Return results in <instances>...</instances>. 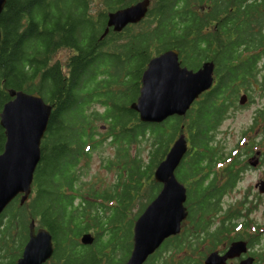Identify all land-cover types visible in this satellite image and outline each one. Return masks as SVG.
<instances>
[{
	"label": "trees",
	"instance_id": "16d2710c",
	"mask_svg": "<svg viewBox=\"0 0 264 264\" xmlns=\"http://www.w3.org/2000/svg\"><path fill=\"white\" fill-rule=\"evenodd\" d=\"M137 1L6 0L0 13V111L10 98L9 88L38 92L52 111L31 194L23 203L17 196L0 214V264H13L20 255L31 219L53 235V260L61 264H123L131 249L133 223L161 188L153 178L154 169L183 122L178 115L142 122L129 107L139 93L148 60L176 49L180 63L190 68L198 52L225 67L235 49L200 43L251 40L257 11L264 8V0H149L142 20L122 31L109 29L102 36L107 13ZM96 104L102 110L94 109ZM95 121L105 126L103 133ZM184 121L192 140L191 112ZM4 141L0 126V152ZM104 144L110 146L112 155L101 158V163L113 173L114 181L96 189L85 183L82 174L87 173L92 151ZM201 161L192 163L194 174L203 169ZM228 175L229 182L221 187L213 181L205 187L199 179L188 189L192 237L206 231L209 224L200 223L203 216L195 219L193 202L204 204L207 210L200 209L203 212L208 213L211 205L213 210L219 191L235 182V174ZM221 223L209 234L211 244L225 221ZM84 233L94 235L92 244L79 241ZM165 241L148 264H159L167 243L172 251L181 245L192 249V238L175 236ZM178 264H192L191 256Z\"/></svg>",
	"mask_w": 264,
	"mask_h": 264
},
{
	"label": "flooded vegetation",
	"instance_id": "af4514ba",
	"mask_svg": "<svg viewBox=\"0 0 264 264\" xmlns=\"http://www.w3.org/2000/svg\"><path fill=\"white\" fill-rule=\"evenodd\" d=\"M246 1L248 3V0ZM262 3L264 5V1ZM257 12L259 17L252 27L251 40L200 43L202 46L208 45L221 50L235 49L234 52L229 53L227 66L221 67L213 58L199 52L196 54L193 67L180 63L196 72L205 62H211L212 82L194 98L184 115H178L183 118V122L180 123V130L175 137L176 139L178 135L183 134L187 144V149L175 168V173L181 175L179 178L176 176L177 180L186 189L184 204L187 216L181 222L180 232L165 240L175 236L192 238V249H189V245H181L182 249L172 251L167 243L165 245L167 248L159 252V264L162 259L164 264H178L188 255L191 256L192 264H206L205 259L210 253L216 252L222 256L236 241L242 242L244 250H241L238 256L227 258L221 264H264V8H260ZM190 112L191 134L194 136L192 140L184 121L188 120ZM195 159H202L203 169L194 174L192 163ZM228 173L235 174V182L232 186L219 191L221 193H218V202L214 204L213 210L211 205L208 213L203 212L204 209L207 210L205 205L197 201L193 202L192 205L196 207L195 219L198 220L203 216L205 220L202 217L200 223L205 224L208 221L209 224L206 228L207 233L203 230L198 237H192V233L189 232L194 229V221L188 219L186 205L188 189L194 188L199 179H203L205 187L211 186L212 181L217 187H221L229 182ZM239 181L241 182L240 198L236 202L224 201V196L230 194ZM222 220L225 221L224 227L215 243L211 244L210 241L213 239L209 234L220 228ZM33 221L35 230L39 227L46 228L39 225L37 220L33 219ZM51 240L52 254L41 264H61V260L58 262L53 260L55 240L52 234ZM165 240L162 244L166 242ZM69 242L70 240L65 241L64 244ZM156 252L157 249L152 254ZM151 255L143 264L149 263ZM64 261L66 262V259Z\"/></svg>",
	"mask_w": 264,
	"mask_h": 264
},
{
	"label": "water",
	"instance_id": "95a60500",
	"mask_svg": "<svg viewBox=\"0 0 264 264\" xmlns=\"http://www.w3.org/2000/svg\"><path fill=\"white\" fill-rule=\"evenodd\" d=\"M5 2L0 0V13ZM149 3V0H139L109 11L102 36L110 27L120 31L142 20ZM212 69L213 64L205 62L194 72L180 64L176 49L165 50L148 60L140 76L139 93L129 107L138 113L142 122H161L172 115H184L194 98L210 86ZM8 95L10 98L0 111V126L5 135L0 152V214L17 196L23 203L31 194L41 140L52 111V106L38 92L9 88ZM186 149V138L180 134L155 167L153 178L161 188L133 223L132 246L125 264H143L167 237L180 232L181 222L187 216L186 189L177 180L175 168ZM34 226L32 219L28 224V239L14 264H41L51 256L50 232L44 227L35 230ZM93 239L92 234L85 233L80 242L91 244ZM241 250H244L242 242H233L222 256L210 253L205 263H224L227 258L238 256Z\"/></svg>",
	"mask_w": 264,
	"mask_h": 264
},
{
	"label": "rangeland",
	"instance_id": "374dc122",
	"mask_svg": "<svg viewBox=\"0 0 264 264\" xmlns=\"http://www.w3.org/2000/svg\"><path fill=\"white\" fill-rule=\"evenodd\" d=\"M97 4L98 3L96 2L94 6H92L94 10L98 9ZM64 56H65L64 53L59 54V57H63L62 59L66 57ZM94 109L98 111L102 110V108L97 104L94 106ZM90 110H92V108H90ZM94 126L101 133H103V131L105 130V126L102 123H99L98 121L94 122ZM111 155H112V149L108 144L101 145L99 149L92 151L91 159L85 166L87 173L82 174L83 180L85 181V183H87V185L91 184L96 189H102L107 185H110L114 181L113 173H111V171L110 172L107 171L103 167V163H101L102 160L101 158H105L106 156H111ZM240 189H241V182L239 181L237 183V186L234 187V189L230 192V194L228 193V195L224 196L223 198L224 201L236 202V200L240 198ZM99 253L101 254V252ZM104 253L105 254L109 253V250H107V252L104 250ZM106 261L107 260H105L104 262Z\"/></svg>",
	"mask_w": 264,
	"mask_h": 264
}]
</instances>
